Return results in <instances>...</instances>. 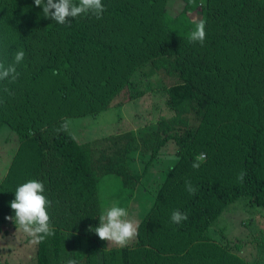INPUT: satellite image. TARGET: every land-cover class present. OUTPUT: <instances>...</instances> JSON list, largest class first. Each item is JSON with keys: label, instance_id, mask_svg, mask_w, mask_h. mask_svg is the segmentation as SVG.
<instances>
[{"label": "trees", "instance_id": "1", "mask_svg": "<svg viewBox=\"0 0 264 264\" xmlns=\"http://www.w3.org/2000/svg\"><path fill=\"white\" fill-rule=\"evenodd\" d=\"M168 1L102 0L101 19L81 16L60 25L45 19L34 0H0V62L25 52L17 80L0 81V137L7 148L11 135L19 136L15 152L0 156V220L16 188L29 180L42 182L51 202L54 235L36 243L31 264L68 258L79 264H248L242 254L248 242L227 241L218 232L224 222H214L243 198L264 222V0H204L203 7L201 0H181L183 13L195 10L194 21H206L203 46L188 40L194 21L163 12ZM145 58L153 70L177 78L161 90L169 117L85 142L71 131L55 132L65 119L99 117L124 89L129 101L142 97L131 79ZM168 141L177 162L152 206L151 200L140 205L135 248L118 256L101 252L102 240L89 231L102 213L95 202L99 183L107 179L108 191L119 188L130 201ZM198 154L206 159L193 169ZM241 170L243 183L236 179ZM174 210L188 219L174 224ZM86 223L92 238L85 236Z\"/></svg>", "mask_w": 264, "mask_h": 264}, {"label": "rangeland", "instance_id": "2", "mask_svg": "<svg viewBox=\"0 0 264 264\" xmlns=\"http://www.w3.org/2000/svg\"><path fill=\"white\" fill-rule=\"evenodd\" d=\"M183 6L184 2L181 0H169L163 12L169 17H177L182 12L181 14H184L187 20L194 21L198 19L195 10L183 13ZM147 58L143 59V63L138 66L131 79V82H134L133 89L136 92H141L142 97L129 101V89H124L107 105V107L113 108L104 111L99 117L68 119L71 121L70 131L77 141H91L108 133L137 132V129L148 127L159 118L166 119L170 116V113L166 110V97L161 90L162 86L166 88L169 84L177 82V78L174 72L167 74L162 69L153 70ZM141 74L143 75L141 76ZM5 140L6 138L2 135L0 137V156L2 157L5 156L6 151L8 152L7 157L10 156V152H15L19 143V136L14 137L12 134L9 139L11 142L10 146L7 148L4 145ZM13 143L15 144L14 146ZM139 147H141V144ZM92 148L94 149L93 146ZM174 150H176V146L171 141H168L158 151L153 163L147 168L148 175L145 174L143 177L145 178L144 181L138 183L134 189L133 198L128 202H126V196L119 188L116 189L115 193L108 191L106 189L107 186L104 185H109V182L104 178L99 183L104 182L102 183L103 185L99 186L98 194L95 192L97 195L95 198L97 207L103 212L115 203L117 206L126 208L128 218L132 221L135 220L133 222L138 224V218L144 215L140 208V205L143 203L142 201H146L148 206L149 200H151L149 204L151 207L154 197L160 188H162V185L169 183L168 177H170V173H168V170L177 162ZM149 151L146 152L145 157L151 154ZM133 158L137 160L136 157ZM137 164L138 162H135V165ZM1 169L2 167L0 166V174L2 172ZM133 171L138 170L137 168H133ZM0 178H2L1 175ZM68 201L69 199L67 198L58 200V203L55 204L56 209L59 205H65ZM249 202L243 198L230 203L217 217L214 224L221 220L224 222L218 232L227 241L243 245L248 242L247 249L242 253L248 264H264V222L258 216V212L248 205ZM146 212L147 210H145ZM7 216H14L13 210L9 209L0 220V264H31L35 254L36 243L33 242L32 237L16 227L11 220L5 219ZM55 216H57V219L59 218V214L53 213L52 217L54 218ZM86 228L87 223L85 224V236L92 238V235L88 234ZM62 232L64 235L69 234L64 228ZM91 233L95 234L93 231ZM135 243L136 240L134 239L126 247L121 248L111 242L102 241L100 249L101 252L113 250L116 256H118L121 250H127L131 246V248H135ZM252 245L253 248L251 247ZM130 256L134 257V255Z\"/></svg>", "mask_w": 264, "mask_h": 264}, {"label": "clouds", "instance_id": "3", "mask_svg": "<svg viewBox=\"0 0 264 264\" xmlns=\"http://www.w3.org/2000/svg\"><path fill=\"white\" fill-rule=\"evenodd\" d=\"M190 3L193 0H189ZM34 5L42 9L45 19H51L60 25L68 24L70 19L81 16H94L101 19L105 10L102 0H34ZM201 7L204 6V0H201ZM195 27L188 34L190 43H199L204 45L206 32L204 19L194 21ZM25 52L18 50L14 54L12 63L5 64L0 62V81L15 82L19 76L17 65L24 60ZM53 75H59L54 71ZM5 93L14 95L7 87ZM71 121L65 119L55 132L70 133ZM206 159L205 154H198L192 163L193 169H199L201 163ZM247 173L241 170L236 179L243 183ZM186 191L190 195H195L197 189L193 187L190 181L185 182ZM44 184L37 180H29L18 186L14 192V199L10 201L9 207L13 210L14 216H7L5 219L11 220L16 227L33 238L34 243L43 241L46 237L54 235L50 225V217L47 208L50 201L43 194ZM99 223L95 228H89L102 241L111 242L118 247H126L138 235V224H135L128 218V211L124 207L117 206L115 203L106 208L98 217ZM188 219L187 213L174 210L171 214V221L174 224H180ZM66 264H79L75 258H68Z\"/></svg>", "mask_w": 264, "mask_h": 264}]
</instances>
